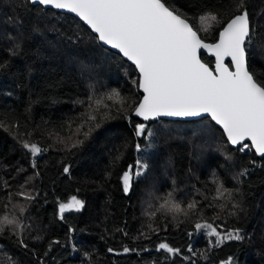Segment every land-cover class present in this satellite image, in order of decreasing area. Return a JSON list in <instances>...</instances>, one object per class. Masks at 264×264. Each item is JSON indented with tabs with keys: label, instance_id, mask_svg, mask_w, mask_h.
Instances as JSON below:
<instances>
[{
	"label": "trees",
	"instance_id": "trees-1",
	"mask_svg": "<svg viewBox=\"0 0 264 264\" xmlns=\"http://www.w3.org/2000/svg\"><path fill=\"white\" fill-rule=\"evenodd\" d=\"M168 4L209 42L237 14L231 0ZM246 6L255 26L248 66L264 81V0ZM208 13L220 23L202 24ZM200 57L213 67L212 56ZM138 80L136 67L75 16L28 0H0V216L25 225L20 235L11 227L0 234V264H221L229 257L234 264H264V157L250 143L246 152L231 147L209 117L142 121L133 114L142 94ZM113 93L119 96L108 100ZM97 99L109 107L95 111ZM141 123L146 133L138 137ZM25 142L41 153L32 156ZM138 160L148 167L125 193L123 173L129 165L135 172ZM72 196L84 206L61 218L59 205ZM166 199L187 214L161 208ZM205 222L222 235L240 229L245 244L217 246L216 237L196 229ZM161 242L181 254L157 250Z\"/></svg>",
	"mask_w": 264,
	"mask_h": 264
},
{
	"label": "snow or ice",
	"instance_id": "snow-or-ice-1",
	"mask_svg": "<svg viewBox=\"0 0 264 264\" xmlns=\"http://www.w3.org/2000/svg\"><path fill=\"white\" fill-rule=\"evenodd\" d=\"M28 2L74 13L90 26L100 41L118 49L135 65L139 72L138 87L143 90V99L134 108L137 117L147 121L160 116L190 117L207 113L212 120L222 126L232 145H240L239 151L248 149L250 145L245 141H250L256 153L264 157V81L258 80L249 70L246 59V46L252 42L255 32V26L250 22L246 0H239L238 3L231 0L235 4L237 14L224 24L215 43H205L189 22L191 18L174 5L170 6L168 0H28ZM199 19L202 24L220 23L217 15L212 13L205 14ZM208 27H205L204 31H208ZM202 49L215 57L214 70L202 62L200 58ZM226 57H230L234 71L225 64ZM113 96H119V93H113L107 99L112 100ZM95 105L97 106L95 111H99L101 105L104 108L109 107L101 99L95 100ZM3 115L0 114V117ZM85 119L95 121L96 116L85 114ZM3 126L0 119V127ZM95 126L99 127V124ZM91 131L92 128H89L84 133L85 137L90 135ZM145 133L144 124L135 126L136 136H144ZM147 135L150 136L151 132L149 131ZM23 146L34 157L42 151L35 143L25 142ZM136 148L139 151L140 145L137 144ZM147 167V164L138 160L134 172L133 166L129 165L122 176L125 193L131 189L133 178L141 176ZM63 171L68 173L69 168L65 167ZM246 174L247 169L240 173L241 176ZM217 193L222 196V189L217 188ZM25 198L32 199L30 195ZM83 206L82 200L72 196L67 203L59 205L61 218L65 212L79 211ZM160 207L174 213L185 212L179 203L171 199H166ZM187 208L195 209L196 202L188 203ZM7 227H11L17 235L25 229V225L15 216L4 214L0 216V234ZM195 227L198 230L206 229L209 236L216 237L217 246L224 240L245 239L240 229H233L222 235L208 222L197 223ZM19 242L25 248L28 247L23 239ZM123 250L130 251L127 246ZM157 250H163L171 255L181 254L180 249L166 242L159 243ZM109 251L113 249L109 248ZM47 254L44 253L45 256ZM37 264L45 262L38 259ZM221 264H234V258L229 257Z\"/></svg>",
	"mask_w": 264,
	"mask_h": 264
},
{
	"label": "water",
	"instance_id": "water-1",
	"mask_svg": "<svg viewBox=\"0 0 264 264\" xmlns=\"http://www.w3.org/2000/svg\"><path fill=\"white\" fill-rule=\"evenodd\" d=\"M36 4H38V3H36ZM47 8H51V9H54V8H52L51 6H48ZM54 10H56V11H60V12H62V13H68V14H71V15H73V16H75L76 18H78L86 27H88L90 30H91V32L93 33V34H95L96 36H97V38H98V35L90 28V26L89 25H87L86 24V22H84L80 17H78V16H76L74 13H71V12H68L67 10H62V9H54ZM250 22H251V20H250ZM222 29V28H221ZM220 29V30H221ZM195 30V29H194ZM218 34H219V32H218ZM198 35H199V33H198ZM200 36V35H199ZM202 39V38H201ZM99 40V39H98ZM203 40V39H202ZM217 40H218V36H217V39L215 40V41H213V42H209V41H205L204 40V42L205 43H215V42H217ZM99 42L103 45V46H105V47H107V48H109V49H111L112 51H114V52H117V53H119L125 60H127L129 63H131L132 65H134L131 61H129L126 57H124L123 56V54L122 53H120L119 52V50L118 49H114V48H112L111 47V45H107V44H105L103 41H100L99 40ZM248 46V45H247ZM247 46H246V48H247ZM201 52H204L205 54H207L208 56H212L213 57V59H214V62H213V67H210L208 64V66H209V68H211V69H215V57L212 55V53H210V52H208L207 50H204V49H202L201 51H200V54H201ZM201 58V57H200ZM246 59H247V62L249 61V56H248V54H247V51H246ZM202 60V59H201ZM202 62H204L203 60H202ZM225 64H227V65H229L228 64V62H230V64H231V60H230V57H226L225 58ZM205 63V62H204ZM135 66V65H134ZM229 68H230V70H235L234 69V67L232 66V65H229ZM250 70V69H249ZM137 72H138V70H137ZM138 75H139V72H138ZM139 90L141 91V98H140V100H139V102L143 99V90L142 89H140L139 88ZM138 102V103H139ZM138 103H137V105H138ZM133 114H134V110H133ZM135 115V114H134ZM136 116V115H135ZM202 117H209L210 119H211V117H210V115H208L207 113H203V114H201L200 116H190V117H175V116H160V117H156V118H154V119H157V118H167V119H179V121H191V119H198V118H202ZM140 119H142V121H145L142 117H139ZM211 121L217 126V127H219V129H221V131L224 133V131H223V128H222V126H220V125H218L214 120H212L211 119ZM224 135H225V137H226V140L228 141V143L230 144V146L231 147H238V146H240V145H232L231 143H230V141L227 139V136H226V134L224 133ZM245 143H250L251 144V142L250 141H245ZM254 148V147H253ZM26 149V148H25ZM42 149V148H41ZM255 149V148H254ZM27 150V149H26ZM40 154V153H39ZM38 154V155H39ZM258 154V153H257ZM258 156H260L259 154H258ZM260 158H261V156H260Z\"/></svg>",
	"mask_w": 264,
	"mask_h": 264
},
{
	"label": "built area",
	"instance_id": "built-area-1",
	"mask_svg": "<svg viewBox=\"0 0 264 264\" xmlns=\"http://www.w3.org/2000/svg\"><path fill=\"white\" fill-rule=\"evenodd\" d=\"M249 150H251V148L249 147L248 149H246L245 151H243V152H246V151H249Z\"/></svg>",
	"mask_w": 264,
	"mask_h": 264
},
{
	"label": "rangeland",
	"instance_id": "rangeland-1",
	"mask_svg": "<svg viewBox=\"0 0 264 264\" xmlns=\"http://www.w3.org/2000/svg\"><path fill=\"white\" fill-rule=\"evenodd\" d=\"M27 151L29 152V150L27 149ZM30 153V152H29ZM31 154V153H30Z\"/></svg>",
	"mask_w": 264,
	"mask_h": 264
}]
</instances>
